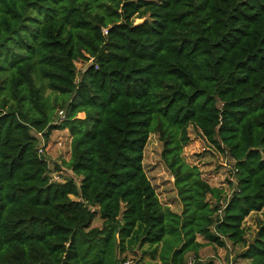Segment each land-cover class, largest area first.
I'll return each instance as SVG.
<instances>
[{"label":"trees","instance_id":"16d2710c","mask_svg":"<svg viewBox=\"0 0 264 264\" xmlns=\"http://www.w3.org/2000/svg\"><path fill=\"white\" fill-rule=\"evenodd\" d=\"M191 127L232 159L229 189L184 157ZM57 129L52 167L37 133ZM155 133L181 212L144 167ZM207 244L264 264V0H0V264H217Z\"/></svg>","mask_w":264,"mask_h":264},{"label":"rangeland","instance_id":"374dc122","mask_svg":"<svg viewBox=\"0 0 264 264\" xmlns=\"http://www.w3.org/2000/svg\"><path fill=\"white\" fill-rule=\"evenodd\" d=\"M140 21V19L138 20ZM86 62H78V67L86 68ZM84 117L83 113L79 114ZM191 141L184 148V157L191 164H197L203 173V176L213 185L225 186L229 189V180L234 178L232 174L233 161L226 154H223L209 145V143L202 138L192 127L190 128ZM71 136L67 130L59 129L53 131L50 140L47 144L44 155L48 158L50 165L53 167L55 163L62 164L64 159L70 157ZM163 144L158 134H152L145 149L144 167L151 179L156 191L159 194L161 201L164 204L170 205L171 208L177 212L182 211V203L178 197L177 190L174 184V177L165 162L162 159ZM55 170V169H53ZM64 170V168H63ZM65 175L71 174L70 171L64 170ZM263 218V212H253L245 221L247 228V237L249 240L253 238L256 233L259 220ZM102 219L97 216L93 222V226L100 227ZM200 240L204 239L199 237ZM234 252L237 256L243 250L241 245H233ZM202 259L208 260L211 258L228 259L224 248H219L213 244H207L200 251ZM122 257L132 258L136 262L148 264H160L158 259L152 258L149 253H144L141 249L136 251H127ZM194 257V254L188 256V260ZM138 259H142L138 261ZM194 259V258H193ZM236 264H249L247 259L237 257Z\"/></svg>","mask_w":264,"mask_h":264},{"label":"built area","instance_id":"2783aa9c","mask_svg":"<svg viewBox=\"0 0 264 264\" xmlns=\"http://www.w3.org/2000/svg\"><path fill=\"white\" fill-rule=\"evenodd\" d=\"M105 33H107V30L105 29ZM94 58L92 57L91 58V61H93ZM66 116V113H65V110L64 109H61L58 111V120H63ZM38 137L40 138V143H39V153L40 154H44L45 153V150L47 148V144L48 142H46V139L45 137L43 136V133L42 132H38L37 133ZM52 180H55V181H63V176H64V170H60V171H56V170H53L52 171ZM229 195H230V192H229ZM227 254H229V252L226 251ZM224 260L220 259V258H217V264H236V260H235V257H234V254H230L228 255V259H226L225 257L223 258ZM194 262V259L191 258L190 259V264H193ZM123 264H141L139 262H136V260L132 259V258H127Z\"/></svg>","mask_w":264,"mask_h":264},{"label":"crops","instance_id":"0c3cea01","mask_svg":"<svg viewBox=\"0 0 264 264\" xmlns=\"http://www.w3.org/2000/svg\"><path fill=\"white\" fill-rule=\"evenodd\" d=\"M83 115H85L84 113H83ZM57 130H59V129H57ZM63 130H67V129H63ZM55 131V130H54ZM68 131V130H67ZM69 132V131H68ZM71 136V135H70ZM160 262V261H159ZM161 264V263H160Z\"/></svg>","mask_w":264,"mask_h":264}]
</instances>
